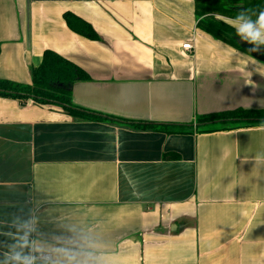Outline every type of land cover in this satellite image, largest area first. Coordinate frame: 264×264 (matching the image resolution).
Instances as JSON below:
<instances>
[{
  "label": "crops",
  "instance_id": "0c3cea01",
  "mask_svg": "<svg viewBox=\"0 0 264 264\" xmlns=\"http://www.w3.org/2000/svg\"><path fill=\"white\" fill-rule=\"evenodd\" d=\"M195 6L0 0V80L30 85L50 51L90 77L64 87L76 108L179 130L0 98V245L33 214L48 237L85 230L111 264H264V126L199 123L264 110V48L242 53L200 31ZM66 13L98 39L72 31Z\"/></svg>",
  "mask_w": 264,
  "mask_h": 264
},
{
  "label": "trees",
  "instance_id": "16d2710c",
  "mask_svg": "<svg viewBox=\"0 0 264 264\" xmlns=\"http://www.w3.org/2000/svg\"><path fill=\"white\" fill-rule=\"evenodd\" d=\"M228 1L241 2V7L233 8ZM259 10L264 8V0H196V17L199 20L198 29L215 40L223 42L235 50L252 54L251 45L242 43L235 35L234 30L223 21L213 18L218 15L225 18L235 17L241 9ZM207 15V19H201ZM64 19L68 27L76 34L89 40H97L98 36L92 27L74 16L66 13ZM90 77L77 66L61 56L47 51L43 56L39 68L32 70V83L21 85L8 80H0V98H11L22 105L33 102L40 106H55L61 108L68 116L75 120L117 122L132 129L157 130L168 134L178 132L177 128L169 126H156L134 124L131 122L112 120L97 116L76 108L72 103L71 91L66 86H73L78 82H88ZM63 86V87H60ZM220 121L224 129H240L254 126H264V110H236L199 119V123H212Z\"/></svg>",
  "mask_w": 264,
  "mask_h": 264
},
{
  "label": "clouds",
  "instance_id": "9594fccd",
  "mask_svg": "<svg viewBox=\"0 0 264 264\" xmlns=\"http://www.w3.org/2000/svg\"><path fill=\"white\" fill-rule=\"evenodd\" d=\"M225 22L242 43L252 46L251 51L264 48V8L241 9ZM39 224L33 214L13 221L16 231L10 234V243L0 245V264H111L101 244L85 230L72 227L71 235L48 237Z\"/></svg>",
  "mask_w": 264,
  "mask_h": 264
},
{
  "label": "built area",
  "instance_id": "2783aa9c",
  "mask_svg": "<svg viewBox=\"0 0 264 264\" xmlns=\"http://www.w3.org/2000/svg\"><path fill=\"white\" fill-rule=\"evenodd\" d=\"M184 50L191 51L192 50V46L187 44V45L184 46Z\"/></svg>",
  "mask_w": 264,
  "mask_h": 264
},
{
  "label": "water",
  "instance_id": "95a60500",
  "mask_svg": "<svg viewBox=\"0 0 264 264\" xmlns=\"http://www.w3.org/2000/svg\"><path fill=\"white\" fill-rule=\"evenodd\" d=\"M252 54H254L255 56L260 57V55L262 54V52H260V51H252Z\"/></svg>",
  "mask_w": 264,
  "mask_h": 264
}]
</instances>
